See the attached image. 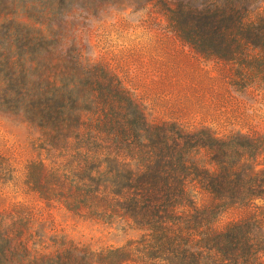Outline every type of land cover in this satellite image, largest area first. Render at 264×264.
Here are the masks:
<instances>
[{"label": "trees", "instance_id": "obj_1", "mask_svg": "<svg viewBox=\"0 0 264 264\" xmlns=\"http://www.w3.org/2000/svg\"><path fill=\"white\" fill-rule=\"evenodd\" d=\"M51 5L65 15L153 8L184 44L229 67L233 86L264 88V0ZM4 23L0 104L39 129L48 155V165H29L30 189L69 211L141 232L101 254L99 264H264L263 135L152 123L118 75L65 45V22L51 19L47 30L16 18ZM8 172L0 164V178ZM68 249L71 256L81 251ZM87 255L73 264H94Z\"/></svg>", "mask_w": 264, "mask_h": 264}, {"label": "rangeland", "instance_id": "obj_2", "mask_svg": "<svg viewBox=\"0 0 264 264\" xmlns=\"http://www.w3.org/2000/svg\"><path fill=\"white\" fill-rule=\"evenodd\" d=\"M6 18L44 30L51 19L65 22V45L76 44L90 62L118 75L152 123L264 136V88L233 86L229 67L184 44L153 8L65 15L53 13L51 0H0V29ZM45 147L39 129L0 104V164L9 171L0 178V264H73L85 251L99 264L101 254L140 237L32 191L28 167L41 159L48 165ZM71 246L79 256L69 254Z\"/></svg>", "mask_w": 264, "mask_h": 264}]
</instances>
